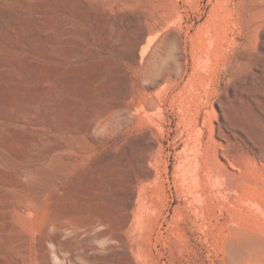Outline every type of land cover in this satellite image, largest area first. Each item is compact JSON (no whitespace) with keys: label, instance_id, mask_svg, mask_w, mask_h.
<instances>
[{"label":"rangeland","instance_id":"374dc122","mask_svg":"<svg viewBox=\"0 0 264 264\" xmlns=\"http://www.w3.org/2000/svg\"><path fill=\"white\" fill-rule=\"evenodd\" d=\"M263 40L264 0H0V264H264Z\"/></svg>","mask_w":264,"mask_h":264},{"label":"bare ground","instance_id":"6f19581e","mask_svg":"<svg viewBox=\"0 0 264 264\" xmlns=\"http://www.w3.org/2000/svg\"><path fill=\"white\" fill-rule=\"evenodd\" d=\"M262 48H264V40H263V42H262ZM262 75V74H261ZM264 147H262V149H263ZM254 149V148H253ZM257 152V151H256ZM259 154V153H258ZM263 156V155H262ZM261 156V157H262ZM260 158V157H259ZM221 174V173H220ZM214 175V174H213ZM215 175H217V174H215ZM219 175V174H218ZM218 177V176H217ZM48 186V185H47ZM68 188V187H67ZM40 189V188H39ZM34 191V190H33ZM60 197V196H59ZM37 198V197H36ZM40 199V198H39ZM60 198H58V200H59ZM65 199V198H64ZM71 212V211H70ZM53 214V213H52ZM53 220V219H52ZM53 238V237H52ZM52 240V239H51ZM57 240V239H56ZM264 242V241H263ZM54 243V242H53ZM246 244H245V246H246V248L248 249V251L250 252L251 250H253V248H254V245H255V243L253 244L252 242H245ZM243 246V245H242ZM241 246V247H242ZM238 247H240V246H238ZM258 249H262V247L261 248H259L258 247ZM232 250L233 251H236L237 250V246L236 245H233L232 246ZM241 251V250H240ZM248 251H246V252H248ZM264 251V250H263ZM254 253V252H253ZM244 254H246V253H244ZM247 256H248V254H246ZM237 256V255H236ZM251 256V255H250ZM262 256H264V254L262 255ZM242 257V256H241ZM257 258V257H256ZM259 258V257H258ZM257 258V259H258ZM261 258V257H260ZM243 259H245V258H243ZM250 259V258H249ZM237 260V259H236ZM248 260V259H247ZM258 260H260V259H258ZM257 260V261H258ZM248 262V261H247ZM255 262V261H254ZM260 261H258V263H259Z\"/></svg>","mask_w":264,"mask_h":264}]
</instances>
